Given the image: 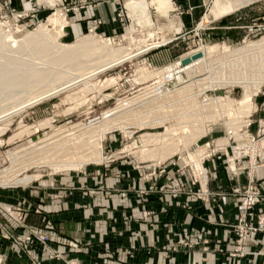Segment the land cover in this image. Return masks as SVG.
I'll return each instance as SVG.
<instances>
[{"label":"rangeland","instance_id":"obj_1","mask_svg":"<svg viewBox=\"0 0 264 264\" xmlns=\"http://www.w3.org/2000/svg\"><path fill=\"white\" fill-rule=\"evenodd\" d=\"M3 1L5 0H0V22L3 24V28L6 29L8 27L7 29L17 39H22L28 33L36 30L39 25L47 22L48 18L54 14L63 16L66 22L60 36L50 39L43 38L42 41L38 39L21 47L25 55L38 53L43 50L46 53L54 54V50L58 48L46 47V49L41 42L70 46L84 36H94L101 41L104 40V42H108V45L113 46L115 49L131 48L136 51L140 43L138 39H147L151 34L149 32L154 31L163 36L165 43L127 61L110 66H107L108 52L106 50L94 48L82 50L79 52V57L66 61L73 64V67L70 65V71L72 72L68 78L69 82L62 88L63 90H56L55 95L39 100L33 106L25 108L21 112L12 113L7 116L8 118H0V171L7 170L10 174H17L19 178L27 175H37V178L25 184H17L13 181L0 184V189L35 187L42 195H48L52 199H59L64 196L62 191L74 188L76 182L73 178L78 177L79 174L92 179H101V177L108 176L123 178L129 172L115 171L114 168L117 165H128L140 175L139 177L144 175L143 177L152 180L156 176L162 177L165 173H168V167L172 166L177 167V169L170 177V181L165 184L166 186L162 187V191L170 190L174 195L173 191L178 189L179 184H183L185 191L181 193L197 198V194H205L203 188L206 189V187L202 186L198 180L196 183L193 182L195 173L201 176L199 173L203 170L209 171L206 163L215 155L222 154L225 158V165L231 170L232 176L239 181V187L242 190L250 185L251 178L254 180L253 186L264 191V180H260L258 174L260 169H264V148L260 149L261 141L264 139V58H258L259 52L253 50L248 55L249 59H254L252 63L246 64L244 60L239 59L238 61L236 60V65L232 62L233 67L224 70L226 72L222 70V72L219 71L213 76L209 75L208 72L211 69L219 68L230 57L238 56L240 54L238 50L241 47L264 38V0L251 4L218 21H210L209 17L205 16L203 21L196 27L186 31V36L174 41L172 39L175 36L166 35L161 28L154 27L147 30L133 25L132 22L131 24L127 23L122 19L120 20L124 23V30L118 35L107 36L100 33L97 30L100 21L93 27L87 28L86 31H73L70 18H73L76 13L86 8L81 6L84 2L83 0H62L61 4L53 9H47L44 5L36 6L34 3L30 10L24 11L16 10L11 7L9 2L5 5ZM41 12H43L42 15L40 14ZM212 46L217 48L215 51L209 52L207 49ZM203 49L206 50L205 54ZM89 51H91V56ZM201 51L203 53L202 60L199 59L187 66L180 64V60L187 54L193 55ZM81 53L87 55H82ZM233 53L234 55H232ZM85 57L87 60H84ZM89 58L90 61L88 60ZM207 77L216 80L214 85H212L213 83H206L208 82ZM193 82H203V86L199 85L202 86V89L199 87L198 90V86H194V94L189 95L192 99L188 98V101H186L187 99H181L179 105L177 104L178 102L175 104L178 106L175 107L172 103L170 108H173L174 105L175 111L174 108L172 109L174 114H178L182 107L189 108L192 113L191 111L187 112L192 115L193 112L195 113L193 108L196 105L194 103L197 102L198 105L205 106L202 113L200 112L199 114L197 112L199 119L204 116V119H200V123L197 124L201 126L204 123L205 125L203 124L202 129L206 133H203L188 147H184L185 138L193 134V131L182 129L179 133L183 134L182 136L184 137L174 134V139L170 138L168 140L172 134L169 136L167 131L172 128L171 125H175L176 120L170 115L172 110L169 107L164 109L159 105L162 104L163 100L172 99L169 98V94ZM246 84L247 86H245ZM248 90H254L252 96L253 109L249 113L243 111L242 104H233L231 107L225 104L222 106L219 103L220 100L219 102L217 100L222 98V103H226L227 100L238 102L246 97ZM160 99H163L161 100L162 102L159 101ZM208 99L213 101L211 102ZM189 104L193 106L189 107ZM220 105L222 107H219ZM168 108L170 112H168ZM177 108L178 110L176 111ZM210 108L214 110L215 113L213 115L215 114V117L213 116L209 122H202L207 121L206 119L211 116ZM123 109L124 111H129V109L131 111L132 109V112L141 110L149 112V118L151 117V119L148 118L147 122H145L148 125L146 124L142 127L139 124L142 122L140 118L145 117V115H142L139 120H128L127 123L129 124L125 128L113 125L109 130L105 131L106 122L113 121L117 115H120V117L121 115L125 116ZM162 109H164L166 115L169 113L168 117H163ZM114 111L117 112L115 113ZM203 113L204 115L202 116L201 114ZM164 118H168L170 121L168 119L166 121ZM158 122L160 123L158 124ZM192 122L189 125L191 127L196 126ZM207 124L209 125L206 127ZM165 132L169 136L167 141L164 142L166 138H161L162 143L158 140V143L151 146V148H156L155 154H152L154 156L142 158L140 155L143 154L142 148L144 149V134ZM85 133L99 135L97 136L99 143L96 149L100 152V161H89L81 166H69L62 161L60 162L61 165L52 166L40 159L44 152L53 146L62 143L71 136L80 138ZM176 136L180 138L178 139ZM83 139L91 141L94 138L83 137ZM180 139L184 140H182V144ZM177 140L179 141L176 142ZM168 141L169 143L171 141V144L180 143L179 149L181 148V151H178L177 154L172 153L173 155L170 154L172 155L171 157L167 156L165 160L161 161L160 155L169 150L168 146L169 148L171 147L167 143ZM163 143L164 146L168 144L166 151L162 148L163 145L161 144ZM202 147L209 149L205 157L201 159L202 161H189V155ZM183 172L193 186L198 185V189H189L187 187L180 179L184 176ZM203 175L207 174L204 173ZM243 179L245 182L242 181ZM203 180L205 179L203 178ZM156 186L158 185L155 183L150 188ZM150 188L139 190V195H146L156 190L153 189L152 191ZM52 190L54 192H51ZM237 198L239 199V197ZM3 211L7 216L11 217V219L7 218L5 221L0 219V227L5 229L3 237L9 238V247L17 244L28 250V248L36 244L50 249V257L57 259L64 257L61 253H57V251L52 249L51 243L42 245L33 240V238L31 239V237H34V233L50 235L49 233L28 231L19 234L15 232L16 230L14 231L12 228L14 221L19 224L23 223L22 218L17 215L15 207H6L0 204V214ZM250 216L251 213L249 218ZM246 250L248 252L247 255H249L251 252L248 248ZM234 258L243 257L237 256ZM0 264H9L4 260V255L1 252ZM69 264H76V262L71 260Z\"/></svg>","mask_w":264,"mask_h":264},{"label":"crops","instance_id":"obj_2","mask_svg":"<svg viewBox=\"0 0 264 264\" xmlns=\"http://www.w3.org/2000/svg\"><path fill=\"white\" fill-rule=\"evenodd\" d=\"M83 1L91 3L70 18L73 31H86L100 21L97 26L100 33L113 36L123 32L124 23L118 16L123 7L121 1ZM259 1L126 0L125 5L130 24L147 30L158 27L168 36L178 37L196 27L205 16L218 21ZM8 2L16 10L24 11L30 10L34 3L53 9L62 0L3 1L5 5ZM206 165L208 201L162 191L177 169L172 166L168 167V173L152 180L144 175L139 177L128 165L114 168L129 172L123 178L92 179L79 174L73 178L74 188L62 191L64 196L59 199L42 195L35 187L0 189V204L15 207L22 218L21 224L13 220L14 231L49 233L52 249L64 257H50V249L36 244L29 251L17 244L9 247V238L3 237L2 227L0 252L9 264H69L71 260L76 264H264V231L251 235L249 255L230 256L235 248L234 225L240 211V201L232 191L239 181L225 165L222 154L215 155ZM183 174L180 179L187 187L198 189ZM258 174L264 180V169ZM155 183L158 185L155 191L139 195V190L149 189ZM261 215L264 201L252 210L249 219L258 225ZM7 218L11 219L3 211L0 219Z\"/></svg>","mask_w":264,"mask_h":264},{"label":"bare ground","instance_id":"obj_3","mask_svg":"<svg viewBox=\"0 0 264 264\" xmlns=\"http://www.w3.org/2000/svg\"><path fill=\"white\" fill-rule=\"evenodd\" d=\"M65 23L66 22H65L63 16H61L59 14H54L48 18L47 22L39 25L36 28V30L28 33L22 39H17L7 29L8 27L6 28L7 30L4 29L3 24L0 22V118H5L12 113L15 114V112H21L25 108L33 106L35 102L42 100V99L44 100V98L49 97L51 95H55L56 90H60V89L64 88V85L69 82L68 78H69V75H71L70 73L72 72V71H70V68L73 65V64H70L69 62H66V61H69L72 58L76 59V57H79V55H80L79 52H81L82 50L89 49V48L106 50L108 52V55H107L108 56V65L107 66H110V65H114V64H118V63L127 61V60H129L133 57H136L137 55L153 48V47H157V46L165 43L163 36H161L158 33H155L154 31L149 32V33H151L149 35L150 37H148L147 39L145 38L146 40L145 39L144 40L138 39V41H140V43H139V47H137L136 51H134L135 49H131V48H130L131 50L126 49V48H116L115 49V48H113V46L112 47L109 46L108 42H104V40L101 41L100 39H97L94 36H84V37L78 39L72 45L69 44L70 46L61 45V44H51L49 42L48 43L47 42H41V43H43L42 46L43 47L45 46V48L46 47L52 48V49L58 48L57 50H54L55 51L54 54L46 53V52H44V50L41 52H38V53L29 54V55L23 54L25 52L24 51L22 52L21 47L28 45L27 43L34 42L38 39H41V41H42L43 38L50 39V38H55V37L60 36L62 34V29H63ZM130 38L133 39L132 37H130ZM131 41H133V40H131ZM55 43H57V42H55ZM216 48H217L216 46H212V47H209L207 50L209 52H211V51H215ZM225 48H226V46H225ZM253 50H256L259 52L258 58H260V57L264 58V38L258 40L255 43L251 42L250 44H247L246 46L241 47L238 50V53H240L239 55L237 54L238 56L230 57L222 65H220L219 68L209 70L208 71L209 75L213 76L214 74H216L219 71L222 72V70L224 71L228 68L231 69L233 67V64L234 65L237 64L236 60L238 61L239 59L244 60L246 62V64H248L249 62L252 63L254 59L253 60L249 59L248 55H249V52L253 51ZM89 52H90L89 55L91 56V51H89ZM205 52H206V50L203 49L204 54H205ZM98 53H99V51H98ZM203 53L201 51V52L195 53L193 55L187 54V56H185L182 59L190 58L191 59L190 63L183 65L182 59H181L180 64L182 66L190 65L193 62H196L199 59H201L203 57ZM250 54H251V52H250ZM82 55H87V54L84 53ZM232 55H234V53ZM72 60H74V59H72ZM84 60H87L86 57ZM88 60L90 61V58ZM232 62H233V64H232ZM66 63L67 64L69 63V64L67 65ZM77 64H78V62H77ZM79 66H81V65H79ZM89 66H90V64H89ZM208 67H210V66H208ZM224 72H226V71H224ZM216 79H218V78H216ZM207 80H208V82H206V83H213L212 85H214V83L216 81L214 78H210V77H207ZM202 83L203 82H193L192 84H189V85L187 84V86L180 88V89L176 90L175 92H172L171 94H169L170 96L167 95V96H169V98H172V99H168V101L160 99L159 101L162 102L161 100H163V102L159 106L161 108L167 109L166 107L170 108V105L172 103L175 105L178 102L177 104L179 105L180 104L179 101H181V99H187L186 101H188L189 100L188 98H190L189 95L194 94V91H193L194 86L197 85L198 87L197 86L196 87L199 90V87L201 88L203 86ZM199 85H202V86H199ZM245 86H247V84ZM253 94H254V90L253 91L248 90V94L246 95V97L243 100L238 101V102H236L234 100H227L226 103H222L223 102L222 98H219L217 100H218V102L220 100L219 103L222 106L225 104V105L231 107L233 104H235V105L238 103L242 104V106L244 108L243 111L249 113V111H252V109H253V104H254L253 100H252ZM164 95H165V93H164ZM190 99H192V97ZM208 100L211 102L213 101L211 99H208ZM182 101H184V100H182ZM143 103H145V102H143ZM191 103H192V101H191ZM168 104H169V106H167ZM194 104L196 105L193 108V110H195V113L193 112L192 115H190L192 113V111L189 108H183L182 107V109H180L178 111V114L177 113L174 114V112L172 110L174 108V111H175V107L178 105H175V107L173 105V108H170L172 110L171 112H173V113H171L169 108H168V110H169L168 112H170V115L173 118H175V120H176L175 125L174 124L171 125L172 126V128H170L171 132L169 133L170 129H168V131H167L169 136H171L170 134H172V136L174 134L175 135L179 134V136H182L183 134L179 133V131L182 129H187V130L190 129L191 131H193V134H190V136L185 138V141L182 139L184 141V143H183L184 147H188L189 145L194 143L200 136H202L203 133H206L202 129L204 123L201 126H200V124H197V123H200L199 120L204 117L203 116L204 113H203V114H201L203 117H200V119H199L197 117V112L199 114H200V112L202 113L203 110L205 109V106H200V105H198L197 102ZM221 105L219 107H222ZM191 106H193V105H190L189 107H191ZM123 108H124V106H123ZM126 108H127V106H126ZM164 109H162V111L164 113V114L162 113L163 117L164 116L168 117L169 113L167 112L168 114L166 115V112H164ZM177 110H178V108L176 109V111ZM117 111H118V109H117ZM123 111H124V109H123ZM187 111H191V113H188ZM119 113H120V111H119ZM119 113H117V114H119ZM123 113L125 114V116L121 115V117H120V115H117L113 121L106 122L104 130L105 131L109 130L111 128V126H113V125H117V126H120L121 128H125L129 124V123H127L128 120L129 121L131 119L132 120L133 119L139 120V118L142 115H145L144 118H140V121L142 120V122L139 123L143 127L144 125L147 124L145 122H147L146 120H148V118L150 116L149 112L142 111V110L137 111V112L136 111L132 112V109H131V111L129 109V111L125 110ZM210 113H211L210 114L211 116L206 119L207 121H202V122H209L210 119L213 118V116L215 117V114L213 115V113H215V112L212 108H210ZM137 114H139L140 116L139 115L137 116ZM118 116H119V118H117ZM171 116H170V119H171ZM149 119H151V117ZM164 119H166V118H164ZM167 119H166V121H167ZM170 119H168V121H170ZM192 121L196 124V126L191 127L189 125ZM172 122H174V121H172ZM159 123L160 122H158V124ZM208 125L209 124H207L206 127ZM199 128H201L202 130L201 129H200L201 131L198 130ZM186 132H188V131H186ZM97 136H99V135L92 134V133H85L83 136H80V138L78 136L77 137L71 136L67 140H64L62 143L57 144V145L53 146L51 149L44 152L43 156L40 157V159L43 160L44 163H48L52 166L58 165L62 161L65 162V164L67 163V165H69V166H76V165L81 166L82 164H84L86 162L94 161V160L100 161L101 160L100 152H98V150L96 149V147L98 146V143H99V141H98L99 138H97ZM169 136L166 135V132L160 133V134H157V133L156 134H153V133L144 134V136H143V138H144V149L142 148L143 154L140 156L144 159L146 157L150 158V157L154 156L152 154L154 153L156 148H154V147L151 148V146L158 143V140H160L161 138H166V139H164L165 141L163 140L164 142H166ZM172 136L169 137L168 140H170V138L174 139V136L173 137ZM83 137H89V138H94V139L93 140L91 139V141H89V139H83ZM176 137L178 138V136H176ZM182 137H184V136H182ZM182 140H181V144H182ZM171 141H170V143H169V141L167 143L170 144V146H171L170 148L172 150L169 148V146L167 147L169 149L167 151L168 153L167 152L162 153L160 151L161 149L159 150L160 153H162L160 155L161 161L165 160L167 158V156L171 157L173 155L172 153L177 154L178 151H181V148L179 149L180 143H176L179 140H177L174 144L173 143L171 144ZM159 142H161V140ZM161 145H163L162 148H164L166 151L167 150L166 146L168 144L166 146H164V143ZM206 147L199 148L196 152L191 153L189 155V161H191V162L192 161H202L201 159L205 157V155L208 153V150H209ZM263 148H264V139L261 141V144H260V149H263ZM257 149H258V147H257ZM169 152H171V153H169ZM133 153H134V151H133ZM170 154H172V155H170ZM198 166H200V165H198ZM205 171L206 170H203L201 173H199V174H201L202 178L205 179V180L202 179L204 184H205V181H207V179H206L207 175H203L204 173L207 174V172H205ZM35 178H37V175H27V176H24L23 178H19L17 174H10L9 171H7V170L0 171V184H5V183H8L10 181H13L14 183H17V184H25V183H28Z\"/></svg>","mask_w":264,"mask_h":264},{"label":"built area","instance_id":"obj_4","mask_svg":"<svg viewBox=\"0 0 264 264\" xmlns=\"http://www.w3.org/2000/svg\"><path fill=\"white\" fill-rule=\"evenodd\" d=\"M122 2L123 7L118 11V16L122 19L125 20V22L129 23V12L128 9L126 8L125 5V1L126 0H119ZM91 2H83L82 3V7H86L89 6ZM96 23H99V21H96ZM197 29V28H196ZM187 32L185 31L181 36L175 37L174 39H172V41L177 40L183 36H186ZM207 172V181H205V184L203 182V178L202 176H198L195 171V175H194V179L193 182H197V180L201 183V185L207 187L208 185V181H209V176H208V171ZM254 180L250 178V185L247 188H243V190L239 187V185L237 187L234 188V190L232 191L233 194L237 197H239L240 201H241V208L238 214V218L237 221L234 225V228L237 231V238L235 240V248L234 250L230 253V256L232 257H245L248 252L246 250L247 248V243L249 240V237L252 233L257 232V231H264V215H261L259 217V221H258V225H254L249 221V215L251 213V210L256 207L258 204L262 203L264 201V191L259 190L258 188L253 186ZM194 183V184H195ZM179 184V183H178ZM166 186V185H165ZM164 186V187H165ZM203 188V187H202ZM152 191L153 189H157L156 187H152L150 188ZM205 194H197V198L198 199H203V200H208L209 198V191L208 189H204ZM184 185L183 184H179L178 189L174 190V196H177L178 194H180L181 192H184ZM34 237H31V239L33 238V240H36L38 243L40 244H44V245H48L52 238L50 235L48 234H37L34 233L33 234Z\"/></svg>","mask_w":264,"mask_h":264},{"label":"water","instance_id":"obj_5","mask_svg":"<svg viewBox=\"0 0 264 264\" xmlns=\"http://www.w3.org/2000/svg\"><path fill=\"white\" fill-rule=\"evenodd\" d=\"M190 61H191L190 58L182 59V64H183V65H186V64L190 63Z\"/></svg>","mask_w":264,"mask_h":264}]
</instances>
